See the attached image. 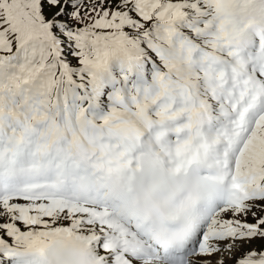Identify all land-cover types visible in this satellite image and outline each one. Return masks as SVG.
Segmentation results:
<instances>
[{"label": "rangeland", "instance_id": "374dc122", "mask_svg": "<svg viewBox=\"0 0 264 264\" xmlns=\"http://www.w3.org/2000/svg\"><path fill=\"white\" fill-rule=\"evenodd\" d=\"M198 1L17 0L16 3L35 19V22L27 21L24 29L19 23L18 16L12 15V0H0V151L9 154L20 150L16 148L14 151L13 142L18 144L37 142L41 144L40 153L45 164L54 161L61 172L65 173L67 169L73 168V163H77L75 167L81 176L90 179L92 172L83 167L75 157L71 143L72 126L73 131L79 127L82 130L80 133L87 138L88 135H93V129H96L93 126L87 128L89 116L97 117L95 119L102 117L107 120L118 119L121 123H123L121 118H130L121 111L112 115L102 114L108 111L105 103L109 101L108 96H112L113 91L107 90V93L109 92L107 97L105 95L95 97L93 80L97 75L93 72L94 66L104 71V74L108 67L114 72L121 71L120 84H124V89H120L122 95L130 94V89L133 96L137 95L138 91L146 93L148 100L145 106L154 120L163 121L188 111L185 106L176 105L180 103L177 100L179 95L185 93L182 89L188 91L183 98L190 99L191 95L198 91L209 100L210 94L204 78L206 75L196 69L192 61H207L211 52L221 55L222 52L218 50L220 48L218 41L204 34V27L200 24L204 17L196 15L189 18L191 12L195 13L201 9ZM187 21L189 23L183 24ZM173 23L179 24V27H174ZM24 30L27 38L21 44L20 36ZM146 34L153 35L156 41L150 42L151 37ZM220 36H224V33ZM12 48L13 52L9 55L8 52ZM121 48L131 55L145 58L138 62H129L123 56ZM55 49L65 58L76 80L87 86L86 92L68 84L57 75ZM227 57L231 59L229 54ZM126 70L130 71V75ZM26 79H30L34 88L37 85L41 87L37 91H32L31 95L35 100L32 98L25 100L21 97L20 87L29 85L28 82H24ZM145 80L147 84H144ZM115 85H118L117 81ZM16 89L19 92L18 99H15ZM104 90L101 92L104 93ZM46 92L50 94V98L46 97L43 101ZM88 97L97 100L100 107L87 106ZM39 104L42 106L45 104L46 107L40 108ZM38 115L43 120L35 125L32 121L33 116ZM14 119L16 124H13ZM102 119L100 121L103 122ZM60 124L63 125L58 127ZM137 128L135 120H128L123 123L120 132L135 138ZM61 131L66 133L58 136ZM101 131H97L98 137ZM247 138L249 140L236 160L235 171L238 176L245 177L246 186L252 181L249 185L250 190L247 189L250 196L243 207L220 212L213 223L204 229L205 234L215 237L210 243L223 244L231 241L237 246L232 248L234 253L219 264H236L245 258L246 253H250L249 256L264 254V233L245 232L233 222V219L249 221L264 229V117L254 125ZM208 140L211 142L215 138ZM198 141H193L196 154L207 155L204 140H200L199 143ZM66 144L71 145L70 156L63 150ZM124 144L127 146V141H124ZM32 150L33 155H36L33 166L39 169L44 163L40 166L35 164L38 155L34 149ZM122 150L127 149L122 146ZM18 160L20 161V157ZM22 161L25 160L20 162ZM250 169L252 172L262 170L260 176L263 180H259L256 173L248 174ZM29 203H31L29 209L25 205H13L12 202L0 207L1 255L5 256L8 252L3 246L4 242L10 240L14 241L13 244L21 246L20 243L27 240L25 233L32 229L41 230L55 223L78 221L71 210L61 208L57 204H51L47 211H40L33 206V202ZM229 225L231 227H228ZM253 251L258 254L251 253ZM245 259L248 264H264L262 258ZM0 264L9 263L3 261Z\"/></svg>", "mask_w": 264, "mask_h": 264}, {"label": "bare ground", "instance_id": "6f19581e", "mask_svg": "<svg viewBox=\"0 0 264 264\" xmlns=\"http://www.w3.org/2000/svg\"><path fill=\"white\" fill-rule=\"evenodd\" d=\"M211 1L212 0H207L206 2L205 0H200L203 5L209 4ZM249 1L250 0H215L214 4H210L206 8V12L210 15L212 20L208 22L204 34L212 37L213 35L225 33L226 36L224 38V43H222V47L225 51L229 50L231 52L232 60L227 61L219 55H211L207 63L194 62L197 69L208 73L207 85H210L209 93L211 98L215 99L218 104L217 111L219 115L216 120L211 121L212 116L209 114L211 118L207 120L205 116L208 113V107L213 104L210 101L205 102L203 105L198 103V114L194 128L188 129L184 127L182 132L188 131L189 134L193 132L206 135L220 133L227 138L238 136L241 140L243 133L235 132V123L240 120L242 115L246 116L247 120L254 119L252 114L247 110V104L255 103L256 98L252 95L248 99V94L244 95V87L247 84L253 86L255 83L261 84L260 87L264 88V51L262 50L264 41L259 40L260 33H258L254 27L248 26L252 24L264 26V0ZM12 3L14 6L13 11L15 15L18 16L19 23L24 29L26 28L27 21L35 22L32 16L31 18L24 10L16 6L15 0H12ZM241 6L244 7L243 11L239 10ZM204 20H208V17L205 16ZM225 21L228 23L226 27L222 25ZM26 38L27 33L26 30H24L20 38L21 44L25 42ZM261 74L263 75L262 77L260 76ZM246 75H250V79H246L244 77ZM237 76H239V78ZM241 88L243 91H241ZM189 101L191 104H194L192 97ZM239 102L246 104L237 106ZM226 103H229V106ZM210 109H212V106ZM242 110H244V112H242ZM199 116L201 117L198 118ZM209 121L211 122L207 123ZM104 124L106 126L102 128V130H107L106 122H104ZM114 125V129H120V124ZM141 131L142 129L137 132V136L140 138L139 142L133 144L131 148L127 150L128 155L124 159L125 162L115 161L112 158H108L109 162L105 161L103 158L99 157L91 147L80 143V146H83V151L89 156L94 166H98L99 163H106V166L103 165L104 170L97 172V176L101 177H98V184L85 182V178L78 177V174L71 173L67 170L66 174L62 176L65 179V185H59L56 183V177L59 175L56 176L54 174L58 169H56V167L53 169L52 167L49 172H45V164L41 165L39 169L33 166V160H36V155H33V148L31 145L27 147L24 150V154L20 157V161H25H22V163L17 159L14 175L11 177V180L4 183L7 185L6 189L11 191L17 190L23 193H32L34 189H39V192L58 191L62 194L66 192L70 195L76 194L77 197L72 205H61V207L66 210H71V212L75 214L74 216L78 218V221L63 222L62 224L55 223L41 230L33 229L30 232L26 230L28 232L24 233L28 241L26 240V242L20 243L22 244L21 246L13 244L14 241L10 240L3 243L4 248H6L8 252L5 256H3L4 254L0 255L1 261L8 260L12 262V264H17L19 263L18 261H22V264H68L70 260H73L71 257L58 258L52 256L51 252L53 251L54 245L72 248L77 253L81 254L89 264H219L221 261H225V259L229 258L234 253L232 248L237 247L232 242H228L229 246H231L230 249H226L227 244H221L216 246L214 252L208 254L207 249L201 250V248L206 245L205 239L202 238L194 245H188L180 254H164L161 250L152 245L141 232L134 233L131 237H124L122 235L123 232H119L118 229L123 228V231L130 230V222L126 220L125 217L116 216L115 219L108 222V227L102 230H94L93 226L87 223L91 222L98 224L101 218L108 214L112 212L119 214L120 211H122L123 205L113 199L111 195L107 194L108 189L116 178L114 174H120L121 180L118 179L120 185L122 183L124 185H130L135 178L141 176L142 171L146 168L144 163L140 162L142 157H147L146 161L154 162L152 164L156 167H161L170 173H177V175L186 174L194 166L193 164L196 163L192 154L186 158H179L175 154V147L165 146V143L177 139L180 132H174L173 134L169 132L164 133L162 138L163 143L150 148L145 142V139L141 136ZM115 136L117 137L116 134ZM217 138L220 139V135H218ZM220 141L222 140L220 139ZM225 148L226 140L221 146V149ZM167 155L170 156V158H175L181 166L179 168L174 167ZM202 166L215 167L216 164L200 163L199 167ZM195 168L197 169V167ZM111 175L113 176L112 179H110ZM225 175L226 173L224 172H218L215 175L204 177L221 181V178ZM72 176L77 178V181L73 180L75 184L70 181ZM242 179L243 177L240 176L231 179L228 199L223 207L232 202H236L239 205V200L246 197L244 187L240 184ZM79 181H82L81 184L84 187V192L80 194L77 193L80 188L76 186V184L79 185ZM22 184H33L34 188H21ZM109 201L110 203L107 205L106 202ZM11 202L13 205H25L27 209L31 206V203L23 200ZM33 203V206L40 211H47L50 207V204L44 201ZM4 205L9 204L8 202L0 203L1 208ZM132 238L140 239L139 245L142 251L136 255L127 254L122 242L124 239ZM32 245L38 247L40 252L24 253L9 249L12 246L27 247ZM99 245H105V251L101 250ZM47 251H49V254ZM143 252H145L146 255H144ZM120 256H124V259L120 260ZM238 264H245V262L241 260Z\"/></svg>", "mask_w": 264, "mask_h": 264}, {"label": "trees", "instance_id": "16d2710c", "mask_svg": "<svg viewBox=\"0 0 264 264\" xmlns=\"http://www.w3.org/2000/svg\"><path fill=\"white\" fill-rule=\"evenodd\" d=\"M13 49V48H12ZM12 49H11V51L10 52H8V53H11L12 52Z\"/></svg>", "mask_w": 264, "mask_h": 264}]
</instances>
